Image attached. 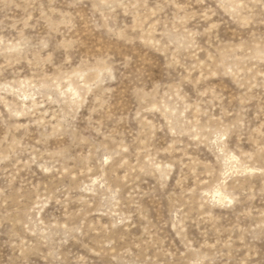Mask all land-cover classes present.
<instances>
[{
	"label": "rangeland",
	"instance_id": "374dc122",
	"mask_svg": "<svg viewBox=\"0 0 264 264\" xmlns=\"http://www.w3.org/2000/svg\"><path fill=\"white\" fill-rule=\"evenodd\" d=\"M0 264H264V0H0Z\"/></svg>",
	"mask_w": 264,
	"mask_h": 264
}]
</instances>
